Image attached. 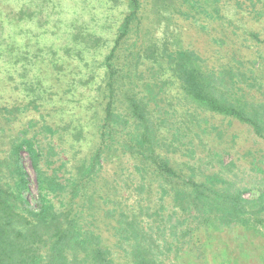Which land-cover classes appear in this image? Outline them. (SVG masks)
<instances>
[{
	"label": "trees",
	"instance_id": "trees-1",
	"mask_svg": "<svg viewBox=\"0 0 264 264\" xmlns=\"http://www.w3.org/2000/svg\"><path fill=\"white\" fill-rule=\"evenodd\" d=\"M34 1L20 0L11 23L5 22L8 16L0 24V83L26 100L23 109L0 107V116L8 113L16 120L25 108L42 116L50 108L46 114L53 118L62 112L52 103L59 88L64 91L58 101L62 95L82 97L80 115L96 106L100 113L94 111L97 133L90 136L96 143L83 157L74 151L65 157L50 143H41L38 133H20L11 141L0 161V264H117L109 239L120 244L116 248L122 249L127 264H171L165 254L177 255L200 230L245 226L253 217L255 222L264 218V187L257 196L244 197L247 189L232 184L215 170L218 167L203 170L207 157L191 151L187 157L190 149L182 142L188 140L191 146L193 139L200 140L193 131L205 126L201 112L245 126L264 141V85L254 76L262 63L232 51L230 57L225 55L229 60L224 67L209 69L183 46L174 22L194 23L202 17L227 30L226 25L242 26L239 17L247 14L264 24V0H107L105 10L89 21L82 17L84 9L68 20L69 13L55 0H41L34 12L29 7ZM48 8L49 19L43 23L47 29L23 31L22 22L33 25L36 14ZM109 13L118 26L105 35L102 30L110 29L106 23L113 17L109 19ZM32 31L33 36L23 37ZM244 33L264 43L259 34ZM225 41L219 39L222 45ZM172 98L179 109L171 105ZM166 106L173 115L168 117ZM32 121L28 126L38 125ZM43 124L51 136L59 134L54 133L57 128ZM70 134L74 143H89L81 138L84 133ZM23 153L33 172L34 194ZM213 155L221 166V157ZM70 159L75 161L69 171ZM105 165L115 166L119 178L131 179L133 174L144 180L137 184L131 180L140 192H130L132 203H126L125 191L120 193L115 182L108 192L112 209L97 203L99 194L90 189ZM103 187L108 189L106 183Z\"/></svg>",
	"mask_w": 264,
	"mask_h": 264
},
{
	"label": "rangeland",
	"instance_id": "rangeland-1",
	"mask_svg": "<svg viewBox=\"0 0 264 264\" xmlns=\"http://www.w3.org/2000/svg\"><path fill=\"white\" fill-rule=\"evenodd\" d=\"M19 1L20 0H0V24L2 19H6L8 16L9 18L4 21L6 24L11 23L13 14L20 8L21 4ZM55 1L59 3L60 6L65 7V10L69 13L68 20L72 19V15H75L73 18L78 17L77 11L81 9H84L86 12L85 16H82L83 19L88 20L91 15L98 17V13L100 15V13L105 10L107 0ZM29 5L30 10L34 12L38 11L39 6H42L41 0H35L34 3L30 2ZM120 8H122V6H120ZM119 10L120 9H118V11ZM50 11L51 9L48 8L42 10L39 14H36L37 22L34 21L33 23L35 26L28 21V23L22 22L20 26L24 27L23 31H26L27 27H29V29L32 27L34 31L37 29L39 31L47 29L49 26H46L45 28V24L43 23L46 19H49L47 18V15ZM54 11L57 10L55 9ZM112 16L113 15L109 13V19ZM114 16L106 23V26H109L110 28L109 30L103 26V28H105L102 32L105 35H107L108 32L113 31L114 26L115 29L118 26L116 25V20L113 19ZM51 18L56 19V15H53ZM239 18L242 26L238 27L236 24H234V26L226 25L227 30L223 26L221 28L219 24L206 22L202 17L199 22L194 23L181 19H175L174 22L179 29L183 46L194 51L209 69L224 67L229 60L226 59L225 55L230 57V53L235 51L238 52L244 60L262 63L259 65L260 67L257 68L258 72L254 74V76L257 79V83L259 82L264 85V43L259 44L244 33V30L253 31L259 34L260 40L262 41L264 40V24L255 22L252 18L250 19L247 14L246 16ZM12 26L13 25H11L10 28H13ZM16 30V33H22L18 29ZM64 32L65 29L63 25L62 31L59 32L57 36L59 43L62 41ZM32 34L33 31L28 35L24 33L23 37H31L33 36ZM223 37H225L226 40L224 45L219 43V39H222ZM259 55L263 56V59H260ZM20 68V65L16 68V70H18V72H16V78L17 75H20L21 73ZM0 77H3V75ZM6 81L8 82L7 85H10L7 79ZM257 87L258 85H255V90ZM63 91L64 88L57 89L59 94L54 97V100L52 101V103L56 105V109H62L61 113H54L55 115L53 118H50L46 114L50 111V108L46 113L44 112L42 116L36 111H30L29 108L22 110L16 120L15 116L8 113H5V116L3 117L0 116V161L7 156L11 141L15 139V136L25 132L30 135H32V133H38L37 137L41 143H50L58 153H63L65 157H68L72 151H74V153H79L77 157H83L87 152L91 151L96 141H91L90 136L91 133H97L94 111L100 113V106L95 105V109L93 108V110H91L88 115L86 114V116L83 114L80 115L81 109L79 110L77 106H79V103L82 101V97L75 95L74 98H70L69 96L71 95L64 97L62 95V101H58L61 96L60 93H63ZM172 93L174 92L172 91ZM19 97H21L20 94L14 91V88L10 86L7 87L5 83H0V107L5 106L10 109L14 106L23 109L26 100L23 101L22 98L20 99ZM169 101H171L172 106L176 107L175 109H179L180 106L177 105V100L172 98V100ZM163 109L167 111L168 117L174 114L173 109L169 106H166ZM161 112L163 113L162 110ZM52 114L53 113L50 115ZM59 114H61V116ZM199 115V119H205V126L201 122L202 125L200 129L193 131L200 135V140L193 139L191 146L188 145V140L182 141L185 145L187 144V148L190 149L187 151L186 156L188 157L194 152L196 157H201L202 159L207 157V159L203 161V170L210 167H218L220 171L218 168H215V170L222 173V175L231 181L232 184L241 187L242 189H247L244 197L250 198L257 196L261 188L264 187V141L255 137L247 127L234 121L224 120L221 117L202 112ZM30 120H33L32 124L36 123L34 121H37L38 125L31 128V126H28ZM169 121L171 122V120H167L168 123ZM43 123H46V126L48 127L57 128L55 129L57 132L54 133L59 134L51 136L47 132L46 127L42 126L44 125ZM83 125L85 126L83 127ZM81 128L83 132L80 131ZM55 130L52 129V131ZM184 131L185 132H182L185 133V135L192 136L193 134L189 131ZM77 132L84 133L85 136H81V138H87L89 143H86L85 141L74 143L73 140L76 138L71 136L70 133L75 134ZM218 133H220L221 138L214 141L215 136H217ZM78 138L79 137H77V139ZM73 144L76 145L75 150L70 147L73 146ZM212 150H214V152H212ZM189 151H191V153ZM213 153H218L221 157V166L217 164L218 159ZM208 154L210 155L209 158L207 156ZM181 158L184 157L181 156ZM22 159L24 168L29 174L31 193L34 194L35 182L30 162L24 153L22 154ZM74 161L75 159H70L68 161L69 163L67 164V167L69 171L70 166L74 164ZM2 169L5 170L3 167ZM115 170H117L115 166L105 165L102 174L98 178H94L93 182L95 184H92L93 189H90L92 191H97V195L99 194L97 203L100 207H105L106 209L108 207L112 209V192H110V194H108V192L111 191V186L115 185L114 182L119 184V187L121 188L120 193L121 190L125 191L123 196L125 197L126 203L130 204L133 201L130 192L140 193L135 190L137 187L132 185L131 180L134 181L135 184L144 181L139 180L138 176L133 174L131 179L126 176L119 178L114 172ZM211 171H213V169H211ZM104 183L108 185V189L103 187ZM144 184H149L147 179ZM157 186L158 183L156 182L152 184V187L155 189L154 191L157 190ZM94 188L96 190H94ZM120 193L117 194L119 198L121 196ZM141 197H143L142 194ZM157 198L158 196L153 197L154 200ZM163 202L164 206L169 211L170 206L167 204V198H164ZM150 205L153 206V204ZM253 218H251L252 222L245 226L237 225L233 227L200 230L194 233V235H191V238L187 240V244L182 246L181 252L177 255L174 256L172 253V256L169 258V256L165 254V256L168 257L167 261L171 262V264H264V218L259 219L257 222H255ZM107 245L111 248L112 256L115 258L114 260L117 264H127V260L122 259V249L116 248V246H119L120 244H115L114 239H109Z\"/></svg>",
	"mask_w": 264,
	"mask_h": 264
}]
</instances>
